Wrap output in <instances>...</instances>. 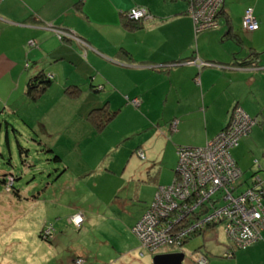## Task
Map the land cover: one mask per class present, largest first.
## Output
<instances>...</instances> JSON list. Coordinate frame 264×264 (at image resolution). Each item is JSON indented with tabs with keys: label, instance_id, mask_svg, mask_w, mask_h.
<instances>
[{
	"label": "crops",
	"instance_id": "1",
	"mask_svg": "<svg viewBox=\"0 0 264 264\" xmlns=\"http://www.w3.org/2000/svg\"><path fill=\"white\" fill-rule=\"evenodd\" d=\"M187 6L188 0H0V91L19 92L20 99L27 102L28 79L39 70L51 77L49 88L36 102L43 105L37 117L40 134L50 138L64 130L55 120L71 124L83 112L105 103L110 109L119 107L116 117L134 112L121 134L133 131L141 135L136 150L141 149L146 160L145 165L139 164L137 184L150 178L147 183L155 187L159 172L153 170L159 159L164 160L169 150L175 154L179 146L205 145L226 126L231 109L239 105L259 124L231 155L243 173L244 185L257 173L264 192V0H225L222 10L227 23L216 31L198 34ZM139 7L152 19L129 30L124 26L125 15ZM247 9L259 24L255 32L241 27ZM52 29L68 30L89 47L73 40L61 43ZM30 41L36 45L28 46ZM197 62L211 66L198 69ZM99 86L107 96L89 101L84 111L79 99L66 92L68 87L82 91ZM133 100L139 105H133ZM52 151L65 167L62 176L67 177L66 183L79 184L97 170L103 177L109 176L106 160L99 168L86 170L78 161L83 153L71 156V165L63 152ZM76 166L81 171H76ZM121 176L120 186L114 185L118 191L125 184ZM262 203L264 206V197ZM139 218L133 219L130 231ZM260 235L239 252L229 244V264H264V229ZM82 255L76 253V257ZM200 255L207 258L198 251Z\"/></svg>",
	"mask_w": 264,
	"mask_h": 264
},
{
	"label": "rangeland",
	"instance_id": "2",
	"mask_svg": "<svg viewBox=\"0 0 264 264\" xmlns=\"http://www.w3.org/2000/svg\"><path fill=\"white\" fill-rule=\"evenodd\" d=\"M84 44L85 48L89 47ZM105 96L102 86L84 87L77 98L84 111L89 101ZM36 102H23L16 91L12 94L0 91V264H74L72 260L78 252L83 253L85 264H152L154 256L173 252H182L186 260L197 262L204 258L198 257V251L207 255L208 264H229L230 257H226L229 242L221 226L187 239L177 250L166 244L154 253L142 249L131 233L133 219L150 207L156 190L154 183L137 184L141 178L137 171L146 160L136 150L141 135H134L133 131L121 134L134 112L120 114L98 132L86 121L92 110L89 109L71 124L55 120L64 130L50 138L40 134L37 117L41 116L43 105ZM114 108L108 106L109 111L119 107ZM57 111L56 107L54 112ZM118 136L120 141L116 142ZM53 148L63 152L71 165L70 157L83 153L78 161L86 170L99 168L98 164L106 160L104 167L109 169V176L103 177L95 170L79 184L66 183L63 165L54 160L53 151L49 152ZM92 152L96 153L88 155ZM176 162V154L169 150L165 159L155 164L153 171L159 172V185L172 182ZM75 170L81 171L77 166ZM154 172L151 170V174ZM6 175L15 177L13 192L18 191V195L5 192L1 180ZM121 175L125 184L118 191L114 185L120 186ZM77 214L84 218L81 231L70 222ZM45 225L54 229V239L50 242L40 238Z\"/></svg>",
	"mask_w": 264,
	"mask_h": 264
},
{
	"label": "built area",
	"instance_id": "3",
	"mask_svg": "<svg viewBox=\"0 0 264 264\" xmlns=\"http://www.w3.org/2000/svg\"><path fill=\"white\" fill-rule=\"evenodd\" d=\"M224 1L189 0L187 14L195 33L219 27ZM148 16L144 8L132 9L127 14L128 19L135 21ZM242 27L249 32L258 29L251 9L243 13ZM57 33L59 36L67 35ZM68 37L74 38L73 35ZM75 41L86 46L83 41ZM197 65L200 68L207 64L197 62ZM132 103L139 105L138 100ZM231 116L227 128L205 146L177 149L172 183L157 189L150 208L131 228L142 249L154 253L160 247L172 244L177 250L187 239L216 226L222 227L225 236L238 249H245L261 238L260 233L264 229L262 181L258 176H252L248 187L239 191L240 170L229 153L257 121L240 108H236ZM138 155L143 158L142 153ZM174 208L177 210L169 217L168 213ZM83 219L81 214H77L70 222L80 227ZM53 231V227L48 226L44 234L51 239ZM205 263V258L196 262ZM74 264H83V261L78 259Z\"/></svg>",
	"mask_w": 264,
	"mask_h": 264
},
{
	"label": "trees",
	"instance_id": "4",
	"mask_svg": "<svg viewBox=\"0 0 264 264\" xmlns=\"http://www.w3.org/2000/svg\"><path fill=\"white\" fill-rule=\"evenodd\" d=\"M188 2H189V0H188ZM225 2V1H224ZM141 7H139V8H135V9H140ZM187 9H188V6H187ZM130 12V11H129ZM128 12V13H129ZM127 13V14H128ZM147 13H148V18H145V19H140V20H138V21H135V20H130V19H128V17L125 15V18H126V22H124V26L125 27H127L129 30H133V29H139V28H141L142 27V25H143V23L145 22V21H148V20H151L152 19V16L150 15V13L147 11ZM221 21H222V23L219 25V27L217 28V29H209V30H205V31H203V32H199V33H204V32H211V31H216V30H218V29H220V27L226 22L227 23V19L224 17V15H223V10H222V12H221ZM243 17V16H242ZM255 18V17H254ZM191 19V18H190ZM192 21V20H191ZM257 21V20H256ZM258 23V22H257ZM241 27H242V20H241ZM193 28H194V26H193ZM242 29H243V27H242ZM258 29H259V24H258ZM257 29V30H258ZM244 30V29H243ZM256 30V31H257ZM52 31L54 32V34H55V37H56V39L59 41V42H65V41H70V40H73V41H75V39H78L79 41H83L82 39H80V38H77V37H75V36H73L75 39H73V38H71V37H68V36H71V35H73V34H71V33H69V31L68 30H63V29H60V30H55V29H52ZM195 31V30H194ZM244 31H246V30H244ZM57 32H63V33H66L67 35H61V36H59L58 35V33ZM249 32V31H248ZM252 32H255V31H252ZM196 34H198V33H196ZM84 43H86L85 41H83ZM78 44V43H77ZM36 44H35V42L34 41H30L29 43H28V46H31V47H34ZM79 45V44H78ZM79 46H81V45H79ZM81 47H83V46H81ZM123 54H125V53H123ZM127 55V54H126ZM127 56H129V55H127ZM200 63V62H199ZM201 63H203V64H207V65H204V66H202V67H205V66H211L210 65V63H204V62H201ZM202 67H200V68H198V69H201ZM51 78V77H50ZM50 78H48V77H46V75L43 73V71H41V70H39L34 76H32V77H30L29 79H28V82H27V86H26V97L30 100V101H38L39 100V97H40V95L43 93V92H45L48 88H49V86H50V84H51V80H50ZM73 89V91H70V90H72ZM66 92H67V94L68 95H71V97H73V98H77V96H78V94H79V89L78 88H74V87H68L67 88V90H66ZM107 104L108 103H105V104H103L101 107H98V108H94V109H92V110H90V112L88 113V115L86 116V121L87 122H89V123H91L93 126H94V129H95V131H98V132H101V131H103L107 126H108V124L117 116V111H109V109H108V106H107ZM236 108H240V109H242L241 108V106H239V105H235L232 109H231V111H230V113H229V119H228V122H227V124H226V126L221 130L222 132L224 131V129H226L227 128V126H228V123H229V121L231 120V115H232V113H233V111L236 109ZM243 110V109H242ZM244 111V110H243ZM245 112V111H244ZM245 114H246V112H245ZM247 115V114H246ZM248 117H250L249 115H247ZM251 118V117H250ZM252 120H256L257 121V123L254 125V126H256V125H258L259 124V121H258V119L257 118H251ZM253 126V127H254ZM252 127V128H253ZM251 128V129H252ZM220 131V132H221ZM251 131V130H250ZM219 132V133H220ZM249 135V133L248 134H246V135H244L243 137H241L240 139H239V141L242 139V138H244V137H246V136H248ZM217 136V135H216ZM215 136V137H216ZM239 141H238V143H237V145L235 146V147H237L238 146V144H239ZM207 143V142H206ZM203 146H205V145H203ZM203 146H201V147H203ZM184 148V146H179V147H177L176 148V151H177V149H179V148ZM235 147H233V148H235ZM186 148H200V147H186ZM232 148V149H233ZM231 149V150H232ZM231 150H230V155H231ZM49 152H52V150H49ZM142 153V155H143V151L141 150V149H138L137 150V153ZM175 154H176V152H175ZM139 156V155H138ZM177 156V155H176ZM231 157H232V155H231ZM143 158H144V155H143ZM233 159V158H232ZM54 160L56 161V162H58L59 164H61V158L58 156V155H55V157H54ZM234 160V159H233ZM235 164L237 165V163L235 162ZM176 166H177V162H176ZM238 167V166H237ZM63 169V171H64V168L65 167H62ZM239 168V167H238ZM175 169H176V167H175ZM240 170V169H239ZM151 176V175H150ZM149 176V177H150ZM252 176H258L259 177V175L257 174V173H253V174H251V176L249 177V179H248V182H246L245 183V185H244V183H243V173H242V171L240 170V179H239V183H240V186H239V191H242V190H245L247 187H248V183H249V181H250V178L252 177ZM174 177H175V171H174V176H173V179H174ZM260 178V177H259ZM173 179H172V181H173ZM15 177L13 176V175H6V176H3V178H2V182H3V184H4V189H5V192L6 193H9V194H11L12 192H13V186H14V182H15ZM151 179L149 178H146V180L145 181H150ZM145 181H143V182H145ZM172 183V182H171ZM170 183V184H171ZM170 184H168V185H170ZM168 185H157L156 186V190H155V193H156V191H157V189L160 187V186H168ZM243 185L245 186L244 188H242L243 187ZM264 193V192H263ZM13 194L14 195H18V191H14L13 192ZM155 195V194H154ZM264 197V196H263ZM154 199V198H153ZM151 206V205H150ZM150 208V207H149ZM149 208H147V209H149ZM146 209V210H147ZM145 210V211H146ZM144 214V213H143ZM142 214V215H143ZM141 215V216H142ZM140 216V217H141ZM84 222V221H83ZM82 222V223H83ZM73 225V224H72ZM82 225V224H81ZM81 225H80V227H81ZM48 226H52V225H45L42 229H41V231H40V238H42L44 241H46V242H50L51 240H53L54 239V235H53V237L51 238V239H49L48 237H46L45 236V234H44V229L46 228V227H48ZM53 227V226H52ZM133 227V226H132ZM79 228V227H78ZM215 227H209V228H207L206 230H204V232H207L208 230H213ZM200 234V233H199ZM199 234H197V235H199ZM225 235V234H224ZM226 237V236H225ZM226 239L228 240V238L226 237ZM189 240V239H188ZM228 242H229V244H231L232 245V243L228 240ZM235 248V247H234ZM238 249V248H237ZM238 250H243V249H238ZM232 257V254L231 255H226V257ZM205 259H206V263H207V258L206 257H204ZM78 259H82V261H83V264H85V259H83V258H81L80 256H78V257H76L75 259H73V261L72 262H74L75 263V261L76 260H78ZM205 263V264H206Z\"/></svg>",
	"mask_w": 264,
	"mask_h": 264
},
{
	"label": "water",
	"instance_id": "5",
	"mask_svg": "<svg viewBox=\"0 0 264 264\" xmlns=\"http://www.w3.org/2000/svg\"><path fill=\"white\" fill-rule=\"evenodd\" d=\"M184 259L182 252L159 254L153 257L152 264H183Z\"/></svg>",
	"mask_w": 264,
	"mask_h": 264
}]
</instances>
